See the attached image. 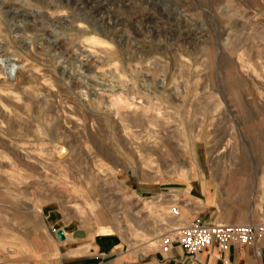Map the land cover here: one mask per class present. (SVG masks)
Here are the masks:
<instances>
[{
    "label": "rangeland",
    "instance_id": "374dc122",
    "mask_svg": "<svg viewBox=\"0 0 264 264\" xmlns=\"http://www.w3.org/2000/svg\"><path fill=\"white\" fill-rule=\"evenodd\" d=\"M174 186L264 223V0H0V241L52 203L154 246Z\"/></svg>",
    "mask_w": 264,
    "mask_h": 264
},
{
    "label": "crops",
    "instance_id": "0c3cea01",
    "mask_svg": "<svg viewBox=\"0 0 264 264\" xmlns=\"http://www.w3.org/2000/svg\"><path fill=\"white\" fill-rule=\"evenodd\" d=\"M193 190L181 191L174 186L169 191L152 192L155 196L165 193L160 208L177 210L169 226L160 225L162 234L154 236V246L130 242L108 223L86 224L67 217L54 204L47 203L51 207L31 210L17 224L14 235L0 241V264H264V234L254 242L231 243L226 248L215 242L199 253L197 259L187 255L175 240L180 229L198 219L220 223L214 204L196 203ZM239 220L241 216L235 214L229 221ZM247 220L254 223L263 219L250 212ZM59 230L63 231L64 239L58 237ZM164 235L173 237L169 251L162 248Z\"/></svg>",
    "mask_w": 264,
    "mask_h": 264
},
{
    "label": "built area",
    "instance_id": "2783aa9c",
    "mask_svg": "<svg viewBox=\"0 0 264 264\" xmlns=\"http://www.w3.org/2000/svg\"><path fill=\"white\" fill-rule=\"evenodd\" d=\"M263 234L264 224L209 223L198 219L180 229L175 240L184 248L188 256L197 259L199 253L215 242L226 248L231 243L254 242ZM163 241V250L169 251L173 237L165 235Z\"/></svg>",
    "mask_w": 264,
    "mask_h": 264
},
{
    "label": "bare ground",
    "instance_id": "6f19581e",
    "mask_svg": "<svg viewBox=\"0 0 264 264\" xmlns=\"http://www.w3.org/2000/svg\"><path fill=\"white\" fill-rule=\"evenodd\" d=\"M6 60H9V62H12V63H10L8 69H9L10 71H11V70H14V66L16 65V62L12 61L11 59H6ZM3 65H5V63H3Z\"/></svg>",
    "mask_w": 264,
    "mask_h": 264
},
{
    "label": "water",
    "instance_id": "95a60500",
    "mask_svg": "<svg viewBox=\"0 0 264 264\" xmlns=\"http://www.w3.org/2000/svg\"><path fill=\"white\" fill-rule=\"evenodd\" d=\"M57 235H58V237H59L60 239H64V233H63L62 230H59V231L57 232Z\"/></svg>",
    "mask_w": 264,
    "mask_h": 264
}]
</instances>
